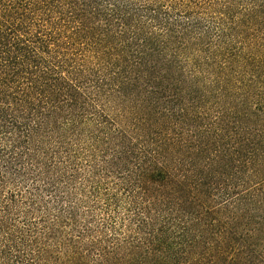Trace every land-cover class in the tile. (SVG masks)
Returning <instances> with one entry per match:
<instances>
[{
	"label": "trees",
	"instance_id": "trees-1",
	"mask_svg": "<svg viewBox=\"0 0 264 264\" xmlns=\"http://www.w3.org/2000/svg\"><path fill=\"white\" fill-rule=\"evenodd\" d=\"M0 264H264V0H0Z\"/></svg>",
	"mask_w": 264,
	"mask_h": 264
}]
</instances>
